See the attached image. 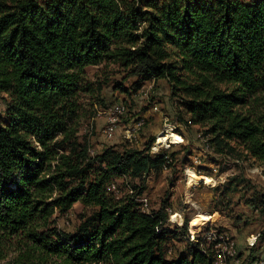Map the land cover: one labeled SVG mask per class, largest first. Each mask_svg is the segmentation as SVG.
<instances>
[{
	"label": "trees",
	"instance_id": "1",
	"mask_svg": "<svg viewBox=\"0 0 264 264\" xmlns=\"http://www.w3.org/2000/svg\"><path fill=\"white\" fill-rule=\"evenodd\" d=\"M110 64L138 82L164 79L178 120L188 116L215 153L252 160L264 175V0H0V264L214 263L210 246L189 242L166 257L188 219L171 230L165 201L144 211L142 185L106 190L175 157L149 153L154 137L140 150L89 153L85 104L109 105L86 68ZM248 188L264 221V189ZM77 201L93 210L73 231L60 228Z\"/></svg>",
	"mask_w": 264,
	"mask_h": 264
},
{
	"label": "rangeland",
	"instance_id": "2",
	"mask_svg": "<svg viewBox=\"0 0 264 264\" xmlns=\"http://www.w3.org/2000/svg\"><path fill=\"white\" fill-rule=\"evenodd\" d=\"M86 73L89 81L97 79L102 83L100 95L109 105H90V99L85 104L86 117L79 135L87 139L90 154L99 153L110 146L118 151L127 148L144 149L150 137H154V152H175L171 166L153 170L142 178L131 179L126 175L115 177L111 180L117 185L118 191L115 192L110 187L112 183L106 186L108 192L120 196L125 189L132 192L130 185H142L150 210L161 207L163 201L168 204L166 209L173 215L172 218L170 214L168 216L167 227L171 230L180 227L185 218L188 219L187 234L183 238L178 235L167 241L170 252H167L166 257L175 259L180 253L186 254L187 248L191 246L189 243L204 250L210 246L207 244V236L221 244V264H250L264 257V221L259 212L246 203V199L253 193L249 186L255 190L264 189V175L260 165L252 160H239L206 149L208 141L203 138L205 128L191 123L188 116L183 117L184 121L178 120L180 111L176 99L171 97L170 86L164 79L138 82L135 76H127L123 69L114 64L89 66ZM115 81L122 83L126 92L114 90ZM109 103H119L122 112L119 120H114V130L106 128V136L111 137L106 138L102 133L106 123L102 111L110 108ZM0 117L5 119L1 96ZM139 120L140 124H136ZM134 126L135 132L129 139L127 130ZM168 132L173 134L170 141H157L159 136ZM154 152L150 148L149 153ZM189 170L192 175L188 180ZM233 178L243 179V182L239 183L236 190L226 191V183ZM135 200L141 203L140 198ZM92 210L90 206L77 201L66 214L57 217V225L73 231L81 221V216L89 215ZM170 219L178 221L172 222ZM251 238L253 243L249 247ZM236 250L238 263L235 259ZM213 262H216L215 251Z\"/></svg>",
	"mask_w": 264,
	"mask_h": 264
},
{
	"label": "built area",
	"instance_id": "3",
	"mask_svg": "<svg viewBox=\"0 0 264 264\" xmlns=\"http://www.w3.org/2000/svg\"><path fill=\"white\" fill-rule=\"evenodd\" d=\"M102 114H104L105 117H106V123H105L104 128L102 129V133H103V135L106 138H111V137H107L106 136V128H113V130H114V120H119V103H115V104L110 105V108L108 110H103L102 111ZM140 120L137 121L136 124H140ZM127 132H129V139H130L132 137L133 132H135V126L132 127L131 130L128 129ZM150 148H151V152H154V151H152V145H151ZM165 150H167V149H165ZM211 151L212 150H210V152ZM157 152H159V150L156 151V152H154V153H157ZM165 158L167 159V161H169V159H168V153H166V157ZM110 187H112V189H114V192L115 191H118L116 189L117 188V185L115 183H112L110 185ZM135 198H140L141 199V207H144V211H150L149 205H148V198L147 197H145L142 194L140 196H135ZM170 216L172 218L173 215L170 214ZM170 220L172 221L173 219H170ZM173 221H178V220H173ZM182 224H183V222L181 223V225ZM224 233H226V232H223V234ZM189 235H191V233ZM252 243H253V238H251V240L249 241V247H252ZM207 244L210 245L211 248L214 249L215 254H216V262H214L213 264H221V261L219 260V253H221V251H222L221 244H219L218 242H216L214 239H211V236H207ZM168 251L170 252V248L168 249ZM235 259H236V263H238L239 262V259H238L237 250H236V254H235ZM250 264H264V257H259V258H257V261L256 262H251Z\"/></svg>",
	"mask_w": 264,
	"mask_h": 264
},
{
	"label": "bare ground",
	"instance_id": "4",
	"mask_svg": "<svg viewBox=\"0 0 264 264\" xmlns=\"http://www.w3.org/2000/svg\"><path fill=\"white\" fill-rule=\"evenodd\" d=\"M122 112V107H119V114ZM173 138V134L171 132H168V134H162L161 136H159V140L157 139V141H160V140H167V141H170L171 139ZM206 149H211L210 147V144L209 143H206L205 145ZM152 151H154L152 149ZM169 161H170V158L168 157ZM191 175H192V171L189 170L188 171V180L191 178ZM189 182V181H188ZM215 239V238H214Z\"/></svg>",
	"mask_w": 264,
	"mask_h": 264
}]
</instances>
